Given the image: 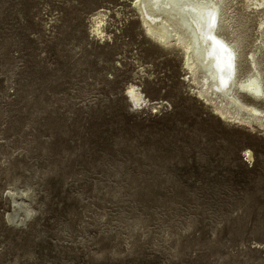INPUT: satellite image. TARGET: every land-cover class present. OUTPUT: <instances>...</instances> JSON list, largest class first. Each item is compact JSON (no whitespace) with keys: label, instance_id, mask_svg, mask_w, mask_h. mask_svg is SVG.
I'll return each mask as SVG.
<instances>
[{"label":"rangeland","instance_id":"374dc122","mask_svg":"<svg viewBox=\"0 0 264 264\" xmlns=\"http://www.w3.org/2000/svg\"><path fill=\"white\" fill-rule=\"evenodd\" d=\"M133 2L0 0V264H264V136L195 98Z\"/></svg>","mask_w":264,"mask_h":264},{"label":"bare ground","instance_id":"6f19581e","mask_svg":"<svg viewBox=\"0 0 264 264\" xmlns=\"http://www.w3.org/2000/svg\"><path fill=\"white\" fill-rule=\"evenodd\" d=\"M232 1L242 18H257L258 34L248 52L234 35L231 0H134L133 8L150 39L181 51L195 98L209 104L221 121L264 136V0ZM105 23L104 12L91 18V32L99 39L106 36ZM128 95L136 105L148 104L135 86ZM251 155L248 151L244 158L251 162Z\"/></svg>","mask_w":264,"mask_h":264},{"label":"built area","instance_id":"2783aa9c","mask_svg":"<svg viewBox=\"0 0 264 264\" xmlns=\"http://www.w3.org/2000/svg\"><path fill=\"white\" fill-rule=\"evenodd\" d=\"M247 157V156H246ZM244 161L248 164H250L251 162L248 160V158H245Z\"/></svg>","mask_w":264,"mask_h":264}]
</instances>
